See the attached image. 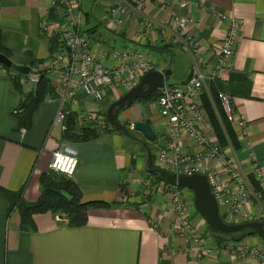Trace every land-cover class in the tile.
Returning <instances> with one entry per match:
<instances>
[{"label": "crops", "instance_id": "obj_1", "mask_svg": "<svg viewBox=\"0 0 264 264\" xmlns=\"http://www.w3.org/2000/svg\"><path fill=\"white\" fill-rule=\"evenodd\" d=\"M54 1L0 0L2 43L13 61L12 69L0 66V264H257L229 251L226 246L231 240L212 233L194 209L190 219L200 222L212 251L199 254L197 245H186L172 229L174 212L166 191L159 192V183L150 178L142 180L145 163L146 174L149 172L147 148L118 131L105 130L97 137L73 142L79 165L71 179L80 189L81 199L109 205L91 206L87 222L81 226H68L60 215L51 213L34 215V228L23 226L20 212L3 189L21 192L29 203L37 202L43 190L42 175L50 171L52 152L62 143V128L53 125L60 99L41 103L29 126H20L18 118L23 112V93L36 88L20 68L45 70L57 49L55 31L64 24V17ZM112 1L83 0L85 29L97 52L140 48L158 70L172 69L176 79L171 83L189 79L194 71L192 58L172 41L170 32L137 35L139 12L159 24L169 23L175 14L193 16L196 24L187 33L201 39L204 53L211 59L227 29V22L217 14H232L242 21L232 70L219 86L229 90L234 106L248 120L251 147L240 146L237 154L245 167L249 157L255 156L264 190V0H126L133 8L132 18L122 28L110 30L100 17ZM183 1L188 2L186 7L181 5ZM47 11L50 29L44 31L39 23ZM20 74H24L20 79L23 93L13 85V77ZM103 104L79 94L71 107L99 116L107 106ZM117 118L121 122L145 121L154 129L162 122L143 101L118 111ZM262 240L253 234L241 242L264 248Z\"/></svg>", "mask_w": 264, "mask_h": 264}, {"label": "built area", "instance_id": "obj_2", "mask_svg": "<svg viewBox=\"0 0 264 264\" xmlns=\"http://www.w3.org/2000/svg\"><path fill=\"white\" fill-rule=\"evenodd\" d=\"M54 5L58 11L61 9L64 24L55 31L58 35L57 49L45 68L56 98L60 99L53 125L66 129L71 111L77 112L80 122L96 123L98 115L94 112L72 110V100L82 94L90 100L102 102L110 92L130 90L145 72L157 68L140 48L113 47L97 52L96 45L85 29L83 0H55ZM181 5L186 7L188 2L183 1ZM132 11L126 0H114L102 12L100 19L110 30H118L132 18ZM217 15L227 22V29L216 45L214 59L204 53L203 43L198 36L187 33L196 24L197 20L193 16L175 14L169 23L159 24L147 14L139 12L137 15V35L147 37L158 30L170 32L172 41L188 52L194 65V71L187 81L165 82L158 89L156 103L165 132L158 139L154 164L176 175H205L220 213L227 222L264 221V214L257 215L264 208L263 173L257 159L250 156L245 167L237 154L239 148L230 140L228 144L232 151L222 145L205 105L204 99L207 97L217 117L221 120L220 110L233 125L240 146L251 147L246 116L234 106L229 90L219 86L220 83H226L232 70L242 21L224 12ZM39 26L44 31L50 29L48 11ZM26 76L28 81L37 85L41 74L40 71H30ZM78 165V150L74 143L62 142L52 152L51 171L73 178ZM251 176L259 183V187L251 180ZM167 183L166 191L171 195L174 212L172 229L184 239L186 245H197L199 254H209L212 250L207 245L206 233L190 219V209L182 188ZM153 223L157 227L156 222ZM226 247L242 260L251 258L257 264H264L262 247L241 241H230Z\"/></svg>", "mask_w": 264, "mask_h": 264}, {"label": "trees", "instance_id": "obj_3", "mask_svg": "<svg viewBox=\"0 0 264 264\" xmlns=\"http://www.w3.org/2000/svg\"><path fill=\"white\" fill-rule=\"evenodd\" d=\"M87 19V16H86ZM89 31V30H86ZM0 53H4L7 56H11L9 50L2 43V36L0 31ZM4 66L8 69L12 67H7L0 63V66ZM40 80L36 85L34 91H29L28 93H23V84L21 83V76L13 77V85L16 90L23 93L24 98L21 102V109L23 112L19 115V124L20 126H29L31 123V117L34 111L43 103L46 99L56 98L55 90L53 84L45 70L40 71ZM26 75V74H25ZM159 90L152 94V96L142 99H154L158 98ZM141 99H138V101ZM206 108L213 120L216 134L222 143L225 146L230 140L236 148L240 147V141L237 137L236 130L233 125L227 121L224 114L219 110L221 120L217 117L213 105L210 100L205 97ZM137 101V100H136ZM120 111V110H119ZM118 114V112H117ZM105 116V114H104ZM77 119V112L71 111L68 115L66 121V135L73 137L75 141L88 139L90 137H97L99 131L96 128L91 126H82L79 125ZM112 129V128H111ZM117 131L116 129H113ZM82 132V136L75 135V132ZM157 139V138H156ZM151 142L146 141L144 143L146 148H151ZM159 179L163 178L159 174H153ZM254 184L259 187V183L253 179ZM41 184L43 187L42 193L37 202L29 203L22 198L21 192H12L7 189H3L7 198L12 204V207H16L21 214V220L24 227H35L34 215L42 213H51L53 215H60L64 222L68 226H81L86 224L88 209L93 206H107L108 203L101 201L85 202L81 199V191L77 187L76 183L71 179L63 175L49 171L44 173L41 178ZM185 188V187H181ZM2 189V188H0ZM217 237H225L220 234H216ZM229 239V238H228ZM230 240V239H229Z\"/></svg>", "mask_w": 264, "mask_h": 264}, {"label": "water", "instance_id": "obj_4", "mask_svg": "<svg viewBox=\"0 0 264 264\" xmlns=\"http://www.w3.org/2000/svg\"><path fill=\"white\" fill-rule=\"evenodd\" d=\"M0 63L12 67L13 61L9 56L0 53ZM21 71L29 73V67H21ZM172 74V69L151 70L145 72L140 81L128 90L124 95L113 101L106 112L108 123L118 132L126 136L146 143V141L154 142L157 138V133L152 125L145 121H137L133 123L130 120L121 122L117 118V112L125 107L133 104L136 100L152 96L159 88L163 87L166 78ZM133 129L140 132L143 136L139 137L134 134ZM147 167L151 174H159L173 185L185 187L193 190L194 204L201 216L205 219L209 230L212 233L223 235L231 241H241L245 237L253 234L259 235L264 240V221L249 220L245 222L229 223L220 213L217 200L212 193L211 186L205 175L195 173L192 175L169 172L154 164V153L151 148H147Z\"/></svg>", "mask_w": 264, "mask_h": 264}, {"label": "rangeland", "instance_id": "obj_5", "mask_svg": "<svg viewBox=\"0 0 264 264\" xmlns=\"http://www.w3.org/2000/svg\"><path fill=\"white\" fill-rule=\"evenodd\" d=\"M109 29V28H108ZM180 47H182V46H180ZM176 79V76H175V74H173V75H170V76H168L167 77V82L168 83H171V82H174V80ZM128 90H122V91H119V92H110L109 94H107V96L105 97V99L102 101L104 104V107H105V105H107L106 106V108L103 110L104 112H103V114L102 115H99L98 116V119H96V123H83V122H80L79 120H78V122L80 123L79 125H82V126H91V127H94V128H96V130H98L99 132H102V131H105V130H110V131H115V130H113V129H115L114 127H112L109 123H108V121H107V119H106V112H107V109H108V107H109V105L113 102V101H115V100H117L119 97H121L122 95H124L126 92H127ZM112 95V96H111ZM109 99H112L111 101L112 102H110V103H108L109 102ZM139 101H143L145 104H147L148 106H149V109H150V111L153 113V115H155V114H158V107H157V103H156V100H154V99H141V100H139ZM136 102V101H135ZM137 102H138V100H137ZM101 104V103H100ZM104 114H105V116H104ZM112 128V129H111ZM164 128V125H163V123L161 122V124H159V126H157L156 127V129H155V131H156V133H157V139L154 141V142H151V144H150V146H151V149H152V151H153V153H156V149H157V145H158V143H159V141H158V139H160L162 136H163V134H164V132H165V129H163ZM62 131H63V133H62V136H61V138H62V142H75V139L73 138V137H70V136H67L66 135V129H62ZM133 132L136 134V135H139L140 137H142L143 138V136H142V134L140 133V132H137V131H135L134 129H133ZM75 135H78V136H82L83 134H82V132H78V131H76L75 132ZM225 147H228V151H232V147H230L229 146V144L227 143L226 145H225ZM146 148V147H145ZM146 163L144 164V174H143V179L142 180H147L148 178H150L151 180H153V181H155V182H157V183H159L158 184V191L159 192H164V191H166V187H167V185H168V183H167V181H165V180H163V179H159L158 177H156V176H154L153 174H151L150 172H148L147 174H146ZM254 179V178H253ZM253 179L251 178V180L253 181ZM181 191L183 192V196H185V198H186V200H187V203H188V206H189V209L191 210V209H194V210H197L196 209V207H195V204H194V192H193V190H191V189H189V188H182L181 189ZM189 191V192H188ZM165 193H167V196L170 198V193H168L167 191L165 192ZM170 200H171V198H170ZM263 200H264V195H263ZM172 203V202H171ZM198 211V210H197ZM198 213H199V211H198ZM200 214V213H199ZM259 214H264V208L262 209V212H258L257 213V215H259ZM205 220V219H204ZM206 222V221H205ZM236 223V222H235ZM194 224H196L197 226H200V222H194ZM200 228V227H199ZM201 229V228H200ZM203 231H205V230H203ZM215 234V233H214ZM260 237V236H259ZM263 241V240H262ZM263 245H264V241H263ZM244 264V263H243Z\"/></svg>", "mask_w": 264, "mask_h": 264}]
</instances>
